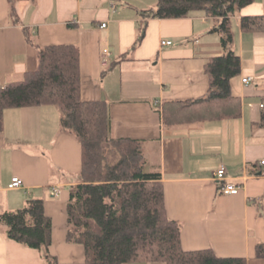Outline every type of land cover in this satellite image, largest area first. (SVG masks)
Listing matches in <instances>:
<instances>
[{
    "label": "crops",
    "instance_id": "1",
    "mask_svg": "<svg viewBox=\"0 0 264 264\" xmlns=\"http://www.w3.org/2000/svg\"><path fill=\"white\" fill-rule=\"evenodd\" d=\"M155 3L13 0L11 16L9 0H0V88L36 65V47L26 34L38 45H77L81 98L107 102L112 136L141 140L145 170L160 174L165 210L179 223L182 248H212L219 256L264 264V257L255 255V244L264 242V169L258 163L264 158V126L256 125L264 103V31L238 28L239 17L264 14V0H253L231 17V47L239 55L240 72L229 86L240 99V115L178 125L163 122L161 101L207 92L203 65L223 52L214 29L220 18L202 12L149 17L142 40L132 48L141 22L137 9ZM246 75L251 79L243 83ZM53 106L3 111L0 213L24 206L29 197L41 198L53 227L48 252L60 262H81L82 245L65 241L68 187L78 181L81 145L59 129V110ZM220 165L227 180L241 183L237 193H221L212 179ZM14 175L22 184L9 188ZM45 262L42 249L9 238L0 222V264Z\"/></svg>",
    "mask_w": 264,
    "mask_h": 264
},
{
    "label": "trees",
    "instance_id": "2",
    "mask_svg": "<svg viewBox=\"0 0 264 264\" xmlns=\"http://www.w3.org/2000/svg\"><path fill=\"white\" fill-rule=\"evenodd\" d=\"M252 1L156 0L152 7L137 9L141 22L136 25L132 48L142 40L149 17H184L202 12L220 18L214 29L219 33L223 52L208 57L203 65L208 77L207 92L194 98L161 101L164 123L178 125L240 115V99L229 86L230 78L240 72L239 55L231 47V17ZM9 2L14 16L13 0ZM239 18L241 31H264V14ZM26 39L36 47V65L26 70L21 80L0 88V130L5 108L45 104L58 108L59 129L81 145L78 181L68 187L65 241L81 244L84 258L81 262H60L48 252L53 227L38 197H29L24 206L0 213L6 235L42 249L44 264H245L244 257L219 256L212 248H182L179 223L165 210L160 174L145 170L141 140L112 136L108 131L107 102L81 98L77 45H38L27 34ZM256 125L264 126V103ZM255 255L264 257V242L255 244Z\"/></svg>",
    "mask_w": 264,
    "mask_h": 264
},
{
    "label": "built area",
    "instance_id": "3",
    "mask_svg": "<svg viewBox=\"0 0 264 264\" xmlns=\"http://www.w3.org/2000/svg\"><path fill=\"white\" fill-rule=\"evenodd\" d=\"M105 23H102L101 25L103 26ZM160 43L163 44H170L171 40H162ZM251 79V76L246 75L241 78V81L243 83H248ZM259 165L264 169V158H260L258 161ZM212 179L215 181H218L219 189L221 193L223 194H235L239 191L241 188V183L227 180L226 179V170L223 165H220L217 169L212 174ZM22 181L21 179L14 175L11 177L10 183L8 184L9 188H15L21 186Z\"/></svg>",
    "mask_w": 264,
    "mask_h": 264
},
{
    "label": "rangeland",
    "instance_id": "4",
    "mask_svg": "<svg viewBox=\"0 0 264 264\" xmlns=\"http://www.w3.org/2000/svg\"><path fill=\"white\" fill-rule=\"evenodd\" d=\"M53 107H56V106H53ZM55 109H58L57 107Z\"/></svg>",
    "mask_w": 264,
    "mask_h": 264
},
{
    "label": "water",
    "instance_id": "5",
    "mask_svg": "<svg viewBox=\"0 0 264 264\" xmlns=\"http://www.w3.org/2000/svg\"><path fill=\"white\" fill-rule=\"evenodd\" d=\"M21 79H22V78H21ZM21 79H20V80H21Z\"/></svg>",
    "mask_w": 264,
    "mask_h": 264
}]
</instances>
